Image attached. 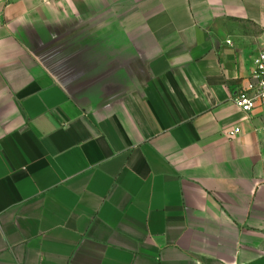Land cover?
Segmentation results:
<instances>
[{
	"label": "crops",
	"instance_id": "crops-1",
	"mask_svg": "<svg viewBox=\"0 0 264 264\" xmlns=\"http://www.w3.org/2000/svg\"><path fill=\"white\" fill-rule=\"evenodd\" d=\"M263 47L264 0L0 2V264H264Z\"/></svg>",
	"mask_w": 264,
	"mask_h": 264
},
{
	"label": "built area",
	"instance_id": "built-area-1",
	"mask_svg": "<svg viewBox=\"0 0 264 264\" xmlns=\"http://www.w3.org/2000/svg\"><path fill=\"white\" fill-rule=\"evenodd\" d=\"M8 1L10 0H0V2ZM234 104L244 113L259 108L264 110V47L254 58L249 81L235 96ZM236 134L237 131L231 133L232 136Z\"/></svg>",
	"mask_w": 264,
	"mask_h": 264
}]
</instances>
